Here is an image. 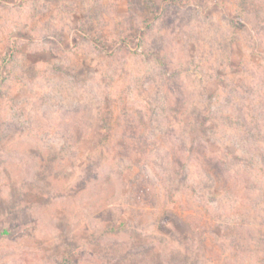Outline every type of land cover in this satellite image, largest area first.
<instances>
[{"label": "rangeland", "instance_id": "obj_1", "mask_svg": "<svg viewBox=\"0 0 264 264\" xmlns=\"http://www.w3.org/2000/svg\"><path fill=\"white\" fill-rule=\"evenodd\" d=\"M0 264H264V0H0Z\"/></svg>", "mask_w": 264, "mask_h": 264}, {"label": "trees", "instance_id": "obj_2", "mask_svg": "<svg viewBox=\"0 0 264 264\" xmlns=\"http://www.w3.org/2000/svg\"><path fill=\"white\" fill-rule=\"evenodd\" d=\"M4 233H5V234H8V233H9V231H8V230H5V231H4Z\"/></svg>", "mask_w": 264, "mask_h": 264}]
</instances>
